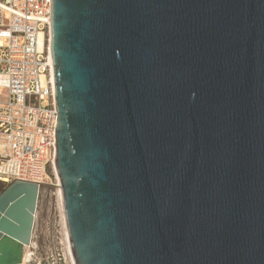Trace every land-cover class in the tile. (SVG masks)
Masks as SVG:
<instances>
[{
  "label": "water",
  "instance_id": "95a60500",
  "mask_svg": "<svg viewBox=\"0 0 264 264\" xmlns=\"http://www.w3.org/2000/svg\"><path fill=\"white\" fill-rule=\"evenodd\" d=\"M51 31L76 264H264V0H53ZM39 195L0 193V264Z\"/></svg>",
  "mask_w": 264,
  "mask_h": 264
},
{
  "label": "built area",
  "instance_id": "2783aa9c",
  "mask_svg": "<svg viewBox=\"0 0 264 264\" xmlns=\"http://www.w3.org/2000/svg\"><path fill=\"white\" fill-rule=\"evenodd\" d=\"M53 0H0V188L47 191L57 156L56 83L47 37ZM45 34L43 49L38 35Z\"/></svg>",
  "mask_w": 264,
  "mask_h": 264
},
{
  "label": "rangeland",
  "instance_id": "374dc122",
  "mask_svg": "<svg viewBox=\"0 0 264 264\" xmlns=\"http://www.w3.org/2000/svg\"><path fill=\"white\" fill-rule=\"evenodd\" d=\"M59 188L53 177L47 191L39 195L32 239L34 245L30 249L32 256L26 264H73ZM3 190L0 188V193Z\"/></svg>",
  "mask_w": 264,
  "mask_h": 264
},
{
  "label": "bare ground",
  "instance_id": "6f19581e",
  "mask_svg": "<svg viewBox=\"0 0 264 264\" xmlns=\"http://www.w3.org/2000/svg\"><path fill=\"white\" fill-rule=\"evenodd\" d=\"M44 39H45V34L43 32H40L38 35V42H39V49L42 50L43 49V45H44ZM47 44L49 45V52H50V56H51V64H52V68H53V74H54V78H55V68H54V61H53V56H52V31L50 32V34L47 37ZM54 173L56 174L58 180H59V192H60V196L63 198L62 195V187H61V181H60V176L57 170V166L55 164L54 167ZM63 200V199H62ZM61 201V200H60ZM63 207V206H62ZM63 210V209H62ZM63 214V213H62ZM64 216V215H63ZM65 219V218H64ZM65 223V222H64ZM67 237H68V241H69V248H70V252H71V257H72V263L76 264L75 262V258L73 256V252H72V248H71V244H70V239H69V234H68V230H67ZM34 245V242L32 241V243L28 246L25 247L24 250V259H23V264H26L28 262V260H30L31 255V247Z\"/></svg>",
  "mask_w": 264,
  "mask_h": 264
}]
</instances>
